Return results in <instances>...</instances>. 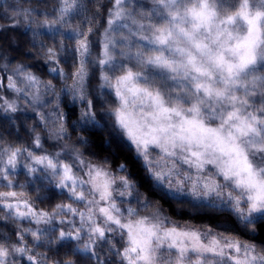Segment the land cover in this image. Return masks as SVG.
Instances as JSON below:
<instances>
[{"label":"snow or ice","instance_id":"6c2138e0","mask_svg":"<svg viewBox=\"0 0 264 264\" xmlns=\"http://www.w3.org/2000/svg\"><path fill=\"white\" fill-rule=\"evenodd\" d=\"M90 2L93 15L89 0H56L51 13L20 0L0 7L6 22L0 32H31L32 46L44 53L56 79L64 76L57 65L65 45L59 40L48 47L40 37L73 41L78 70L64 92L84 106L79 126L103 128L102 120L111 121L153 190L166 185L172 194L174 178L182 177L175 193L190 183L189 195L216 210L226 207L255 240V233H264V0ZM101 8L102 55L93 60L89 35ZM77 19L82 28L71 27ZM6 61L0 55V73L10 72L0 76V90L18 99L31 96L34 111L41 95H56L53 84L24 65L10 69ZM89 64L102 70L100 88L114 98L100 105L99 119L86 87ZM20 110L16 99L0 96V111ZM37 114L61 150L36 154L29 147L3 146L0 136V264H264L262 246L224 232L181 228L158 208L142 215L155 206L143 199L126 163L115 169L108 159L93 163L78 146L60 143L70 136L59 105L47 116ZM29 131L32 145L42 148L37 128ZM87 144L81 137L80 145ZM18 165L24 183L15 179ZM184 165L195 170V179L181 171ZM29 187L40 203L48 192L68 202L38 208ZM132 193L139 208L119 207L118 198L128 203L122 198Z\"/></svg>","mask_w":264,"mask_h":264},{"label":"trees","instance_id":"16d2710c","mask_svg":"<svg viewBox=\"0 0 264 264\" xmlns=\"http://www.w3.org/2000/svg\"><path fill=\"white\" fill-rule=\"evenodd\" d=\"M18 2L9 3L4 0L0 2V7L5 5L11 7ZM55 2L56 0H42V3L38 5L36 0H33L32 7H39L40 11L51 13L53 10L52 6ZM107 2L108 0H101V3L104 5H107ZM89 3V15H93L96 12V8L91 4L90 0ZM104 17L105 12L104 9L101 8L100 19L94 26L92 34L89 35L93 60L102 55V30L104 26ZM4 23L6 22L3 19H0V24ZM71 27L82 28L83 24L81 20L77 19L73 21ZM59 40L70 43L71 48L73 47L74 53L75 43L67 38L57 37L53 40L49 35H43L40 37V41L43 44L49 45H55ZM0 55L7 57L6 62L9 63L10 69L14 68L16 64L24 65L42 80L50 83L58 82V79L54 78V75L50 74L47 70L48 64L45 61L44 53L39 48H34L32 46L31 32H26L24 27L0 32ZM87 71V90L89 98H91L96 105L95 110L97 113V119H99L100 116L104 115V109H102L100 105L111 103L114 98L109 94L108 90L100 88L102 83L100 80L102 70L93 64H89ZM8 74H10V72ZM8 74L0 73V76L6 77ZM0 96L5 97L6 99H16V102L21 109L16 113H4L0 111V136L4 137L3 146L10 144L14 147H29L36 154H43L44 152L52 153L61 150L59 147H53V144H55L56 141L49 139L45 131L39 126L40 121L37 113L40 111L37 108L36 111H34L32 107L25 104L23 99H18L15 94L7 88L0 90ZM62 107V109L66 110V114H68L70 118L74 119V117L77 116L78 109L76 106L63 104ZM10 120H13L14 124L9 123ZM111 123V121L105 122L102 120L101 124L104 125L103 128H96L94 125H89L79 131L71 132V134H69L70 139H65L60 143L66 144L68 149L78 146L79 151L82 152L87 159L92 160L93 163H99L108 159L112 161L114 169L120 163H126L129 169L128 175L133 178L135 186L141 193L143 199L155 205L162 213L166 214L174 221L212 228L219 232H224L228 236L237 237L244 241L264 247V233H255L257 238L251 240L250 237L253 233L249 232L245 234L242 229L234 223V216L227 208L216 210L210 208L208 205H193L178 197H171L160 189L153 190V182L146 179L148 173L145 172L142 165L137 162L132 148L126 143H120L118 141L111 129ZM32 128H37V132L41 136L42 148H35L32 145L31 134L29 131ZM81 137L88 141L87 146L80 145ZM109 144L111 145L110 149ZM24 171L25 170L18 165L15 179L21 183L26 182V178L23 177ZM36 181L37 187H40L39 174H37ZM27 191L30 193V198L36 202V207L44 210H51L57 203L68 202L66 198H61L57 195H53L52 192H48V198L45 199L43 203H40L37 199L38 194L33 192L31 187H29ZM39 195L44 196L46 193L41 192ZM40 227H44V225H40ZM60 227L63 226L60 225ZM48 255H52V253H48ZM61 255H63V253H61Z\"/></svg>","mask_w":264,"mask_h":264},{"label":"rangeland","instance_id":"374dc122","mask_svg":"<svg viewBox=\"0 0 264 264\" xmlns=\"http://www.w3.org/2000/svg\"><path fill=\"white\" fill-rule=\"evenodd\" d=\"M4 1V0H0ZM9 3H14V2H18L20 0H6ZM69 30L65 29V33H67ZM64 45H65V49L63 52H58V58L60 60L59 65H57V67L62 68L63 72H64V76L61 77L60 79H58V82L55 83H51L55 86V90H56V95L53 96L51 94L48 95H41L40 98V103L37 104L35 107L40 111L43 112L46 116L52 112H54L56 110L57 105H59V111L63 113L64 117L67 118L66 120V124H67V131L68 134H71V132H75V131H79L91 124H87V125H83V126H79L80 125V113L81 110L83 109V105L80 104L78 101L77 102H73L72 97L70 94H66L64 92V89L66 87H70L73 84V73H75L78 70V65H77V60L75 58V55L73 53V47L71 48V44L67 43V41H63ZM48 47L54 46V45H49V44H45ZM35 75V74H34ZM41 79V78H40ZM41 81L48 83L47 81H44L41 79ZM87 81H88V77H87ZM87 81H86V87H87ZM29 100H31V96H29L27 99H23V101L25 102L26 105H29L30 107L33 108V105L31 103H29ZM68 105V106H76L78 109L77 112V116L73 118H70L68 116V114H66V110L62 109V105ZM43 105H47L46 107ZM55 117H53L54 119ZM8 146V144L6 145ZM181 171L185 172L186 174L191 172L193 175V179H195V170H189L187 168V165L182 166ZM24 178H26L25 174L23 176ZM182 182V177H176L173 180L172 183V194H170L167 191V186L165 185L164 188H160V190H162L163 192H165L167 195L171 196V197H178L180 199H183L193 205H208L204 200H195L193 198V196L189 195L188 193H191L192 191V187L190 183H183V191L182 193H175V189L177 188L178 185H180ZM135 193H132V196H125L122 199L129 201L128 203H123L120 204L119 200L121 198H118V206L122 207V208H128V207H133V208H139V205H137L135 203L134 197H135ZM155 206V205H154ZM226 208V207H225ZM157 209V207H153L151 209L148 210V212H142V215H148L150 212L155 211ZM159 209V208H158ZM160 210V209H159ZM164 216H166L168 218V220L171 223H174L176 225H178L181 228H185V227H191V228H195V229H199L201 231L204 230H212L215 231L217 233H220L219 231L212 229V228H208V227H204V226H196V225H191V224H184L181 222H177L174 221L173 219H171L170 217H168L166 214L162 213ZM230 238H237V237H232L229 236ZM239 239V238H237ZM241 241V243H246L247 241H244L242 239H239ZM247 243H251V242H247ZM255 244V243H253ZM259 246V245H258Z\"/></svg>","mask_w":264,"mask_h":264}]
</instances>
